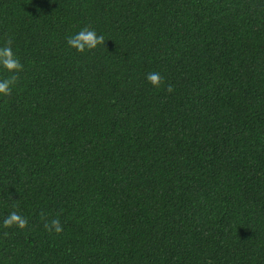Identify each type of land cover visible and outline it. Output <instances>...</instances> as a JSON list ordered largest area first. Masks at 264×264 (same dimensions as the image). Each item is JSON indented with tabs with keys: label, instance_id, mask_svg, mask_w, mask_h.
I'll use <instances>...</instances> for the list:
<instances>
[{
	"label": "trees",
	"instance_id": "obj_1",
	"mask_svg": "<svg viewBox=\"0 0 264 264\" xmlns=\"http://www.w3.org/2000/svg\"><path fill=\"white\" fill-rule=\"evenodd\" d=\"M6 37L0 264H264V0H0Z\"/></svg>",
	"mask_w": 264,
	"mask_h": 264
},
{
	"label": "clouds",
	"instance_id": "obj_2",
	"mask_svg": "<svg viewBox=\"0 0 264 264\" xmlns=\"http://www.w3.org/2000/svg\"><path fill=\"white\" fill-rule=\"evenodd\" d=\"M13 40L11 37H6L4 44L0 46V67L9 73H13L10 77L0 80V96H10L12 93V86L18 81V73L23 70V64L16 57L12 50ZM66 43L70 48H74L77 52L83 53L86 50H92L97 46L105 44V37L98 35L95 29L90 25H85L77 33L67 36ZM147 81L153 87H160L164 82L163 77L158 72L148 73L146 76ZM166 90L171 93L174 89L172 85H167ZM41 218L44 219V214L41 213ZM28 225L26 217L20 215L17 211L9 213L2 222L4 228H11L13 226L24 229ZM44 229L49 233L53 231L57 234L63 231V226L59 218H53L50 221L45 219L43 225ZM7 235V233H5Z\"/></svg>",
	"mask_w": 264,
	"mask_h": 264
}]
</instances>
